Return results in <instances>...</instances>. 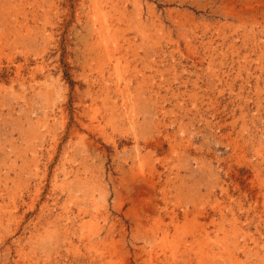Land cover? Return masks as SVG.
Masks as SVG:
<instances>
[{"label": "rangeland", "instance_id": "374dc122", "mask_svg": "<svg viewBox=\"0 0 264 264\" xmlns=\"http://www.w3.org/2000/svg\"><path fill=\"white\" fill-rule=\"evenodd\" d=\"M0 264H264V0H0Z\"/></svg>", "mask_w": 264, "mask_h": 264}]
</instances>
